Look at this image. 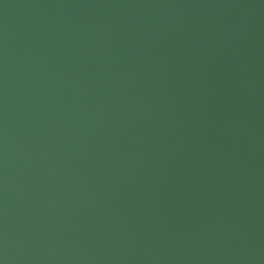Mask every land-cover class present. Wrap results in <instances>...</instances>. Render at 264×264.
<instances>
[{"label": "water", "instance_id": "obj_1", "mask_svg": "<svg viewBox=\"0 0 264 264\" xmlns=\"http://www.w3.org/2000/svg\"><path fill=\"white\" fill-rule=\"evenodd\" d=\"M0 264H264V0H0Z\"/></svg>", "mask_w": 264, "mask_h": 264}]
</instances>
